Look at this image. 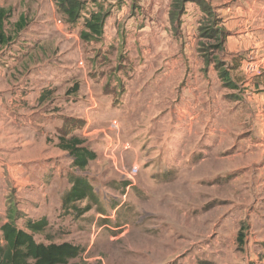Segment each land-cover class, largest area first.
Wrapping results in <instances>:
<instances>
[{
    "label": "rangeland",
    "instance_id": "1",
    "mask_svg": "<svg viewBox=\"0 0 264 264\" xmlns=\"http://www.w3.org/2000/svg\"><path fill=\"white\" fill-rule=\"evenodd\" d=\"M202 1L83 0L69 24L54 0H0L11 38L0 47V156L39 158L15 172L22 183L3 174L0 227L7 209L20 229L46 219L34 240L79 246L69 264H264V89L243 87L245 57L202 37L227 7ZM98 5L103 34L83 41ZM216 64L239 72L237 86ZM62 135L95 153L84 171ZM76 176L97 200L83 215L62 206Z\"/></svg>",
    "mask_w": 264,
    "mask_h": 264
},
{
    "label": "trees",
    "instance_id": "2",
    "mask_svg": "<svg viewBox=\"0 0 264 264\" xmlns=\"http://www.w3.org/2000/svg\"><path fill=\"white\" fill-rule=\"evenodd\" d=\"M58 11L65 17L69 24L77 22L81 17L84 9L83 0H54ZM187 1V0H179ZM189 2L196 3L198 6L203 7L202 0H188ZM97 11L89 12L88 16L84 19L83 30L80 33V38L83 41L98 40L103 34V27L105 19L108 16V11L101 5L96 6ZM10 10L0 8V47L7 46L11 42L10 36L5 31V24L9 17ZM213 22V19L211 20ZM213 25V24H212ZM219 30L206 31L202 37L209 39L214 36L218 37V47L224 52V40L226 37L225 30L222 22ZM15 33L22 31L25 27V18L20 16L18 21L13 25ZM222 65H214V69L219 73V77L224 79L227 75L225 70H221ZM227 87L231 86L227 82ZM41 100V97L39 98ZM67 135V134H66ZM66 135L60 138L58 147L61 151L66 152L72 158V166L76 170L84 171L90 162L96 159L94 152L82 146L79 139L71 136L66 139ZM71 187L64 195L62 206L64 208L72 209L79 215L90 211V204H96V196L90 184L81 177H72L70 179ZM87 201V205L78 209L74 205ZM7 221L0 227V264H69L71 261L79 258L82 254V249L79 246L70 243H37L34 236L42 235L45 233L48 222L42 218L38 221L27 220L25 228L20 229L16 225V214H12L11 209H7ZM245 226H240L236 241L238 245H242L245 238Z\"/></svg>",
    "mask_w": 264,
    "mask_h": 264
},
{
    "label": "crops",
    "instance_id": "3",
    "mask_svg": "<svg viewBox=\"0 0 264 264\" xmlns=\"http://www.w3.org/2000/svg\"><path fill=\"white\" fill-rule=\"evenodd\" d=\"M216 1L227 5L225 9H222V26L226 33L223 45L224 53L232 57H245V59L241 61L240 64L241 66H243L245 72L246 70L244 67L246 66V64H251L252 66H254L253 72H246L248 73V75L241 73L242 68L240 66V75L248 79L245 81L246 84L243 87L248 88L249 86H252L253 88L257 89L256 91L261 88L264 89V52H262L261 50L262 33L260 32V26L263 25L261 17L262 12H264V0ZM231 67L226 65L223 69H221L227 72V75L224 79H221L219 77V73L214 69V72L218 76L220 82L223 83L225 87H227V82L231 83V86L227 87L229 89H233L234 85L237 86L235 79L232 76V74L234 75L236 70ZM236 73L239 74L238 71H236ZM258 99H261L260 96ZM21 156H23L24 159H22L20 162H14L13 156L8 155L7 153H5L3 156H0V187H4L6 185V180L3 176L5 172L8 175V180L15 179L18 183H22L27 180L25 179V177H18L15 172L24 171L26 169V166L29 165L31 161H35L39 158L37 154H29L28 156H26L24 153H22ZM25 175L26 174H24L23 176ZM17 179H19L20 181H18ZM6 221L7 219H5L3 224ZM258 262L259 261H255L254 264H261Z\"/></svg>",
    "mask_w": 264,
    "mask_h": 264
},
{
    "label": "built area",
    "instance_id": "4",
    "mask_svg": "<svg viewBox=\"0 0 264 264\" xmlns=\"http://www.w3.org/2000/svg\"><path fill=\"white\" fill-rule=\"evenodd\" d=\"M245 70H246V72L251 73L254 71V66H252L251 64H247L245 66Z\"/></svg>",
    "mask_w": 264,
    "mask_h": 264
}]
</instances>
